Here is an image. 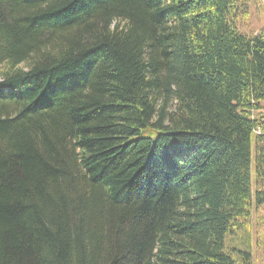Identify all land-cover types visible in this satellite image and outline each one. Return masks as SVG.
<instances>
[{
  "label": "trees",
  "instance_id": "1",
  "mask_svg": "<svg viewBox=\"0 0 264 264\" xmlns=\"http://www.w3.org/2000/svg\"><path fill=\"white\" fill-rule=\"evenodd\" d=\"M249 1L0 0V264H252Z\"/></svg>",
  "mask_w": 264,
  "mask_h": 264
},
{
  "label": "rangeland",
  "instance_id": "2",
  "mask_svg": "<svg viewBox=\"0 0 264 264\" xmlns=\"http://www.w3.org/2000/svg\"><path fill=\"white\" fill-rule=\"evenodd\" d=\"M250 17L240 23L241 31L252 34L257 33L262 21L264 19V4L259 0H250ZM144 132L150 133L152 138L156 136L155 128L148 126L143 129ZM259 135V134H255ZM253 165L251 164V168ZM253 176V175H252ZM264 183V182H263ZM252 212L249 223L244 227V229L237 231V239L234 240L228 236L225 237L226 248L229 247L230 243L237 244L241 243L240 240L243 236L246 237V241L252 250V264H264V206L260 205L256 207ZM236 240V241H235Z\"/></svg>",
  "mask_w": 264,
  "mask_h": 264
},
{
  "label": "built area",
  "instance_id": "3",
  "mask_svg": "<svg viewBox=\"0 0 264 264\" xmlns=\"http://www.w3.org/2000/svg\"><path fill=\"white\" fill-rule=\"evenodd\" d=\"M253 132H254L255 134H260V133H261V131H260L259 128L254 129Z\"/></svg>",
  "mask_w": 264,
  "mask_h": 264
}]
</instances>
